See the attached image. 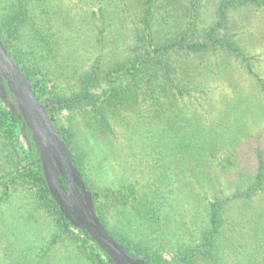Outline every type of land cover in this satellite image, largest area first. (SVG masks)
<instances>
[{
  "label": "rangeland",
  "instance_id": "1",
  "mask_svg": "<svg viewBox=\"0 0 264 264\" xmlns=\"http://www.w3.org/2000/svg\"><path fill=\"white\" fill-rule=\"evenodd\" d=\"M16 1L0 0V21ZM33 1L24 5L26 17L54 20L51 28L47 22L42 24L45 38L38 47L30 35L23 44L24 63L43 88V98H71L83 92V76L91 66L99 65L106 73L125 61L134 46L133 33L141 27L136 15L141 18L143 12L138 6L133 11L124 7L128 0H41L43 6L37 9ZM171 1V5L166 0L155 2L150 21L155 34L190 37L193 33L189 40L205 42L207 31L218 27L217 38H231L243 56L239 60L234 54L207 53L201 68L193 73V84L181 93L174 89L177 125L164 120L167 103L149 107L142 98L137 106L104 110L100 103L83 102L55 112L58 125L75 135L77 154L95 188L123 186L126 191L133 184L140 192H149V183L159 188L156 202L165 220L151 228L133 211L131 198L121 207V214L111 204L105 209V218L111 229L129 241L147 238L156 247L164 244L163 258L170 262L176 258L174 236L178 233L170 235L172 240L168 238L175 233L174 226L199 230L206 219L205 205L214 196H231L257 171L259 158L264 159V7L230 6L220 19L223 0ZM16 44L10 37L9 46ZM105 78L91 90L101 99L110 88ZM143 78L130 81L140 96L145 92ZM128 81L124 76L111 83L118 86ZM19 138L27 148L23 136ZM210 143L215 147H208ZM7 150L0 153V169L9 171L12 164L6 160L10 158ZM202 158H207L205 164ZM225 158L231 159L225 162ZM28 187L18 184L3 195L0 264H93L86 258L89 249H83L80 240L62 234L36 208ZM256 200L253 197L245 210L228 205L221 232L226 247L222 264H264V241L255 249L264 233V200ZM248 216L256 221L257 231L249 225ZM162 221L163 234H159Z\"/></svg>",
  "mask_w": 264,
  "mask_h": 264
},
{
  "label": "trees",
  "instance_id": "2",
  "mask_svg": "<svg viewBox=\"0 0 264 264\" xmlns=\"http://www.w3.org/2000/svg\"><path fill=\"white\" fill-rule=\"evenodd\" d=\"M28 1L17 0L10 5L9 9H6L5 15L0 21V41L8 54L27 76L34 94L43 104L48 105V114L53 118L54 125L60 136L69 147L75 166L80 172L86 188L93 195L96 215L105 229L131 254L138 256L149 264H217V262L222 264L223 256L221 253L226 247L221 232L225 226V218L228 216V205H236L237 208L245 210L250 206L251 202H254L252 201L253 197L257 198V203L263 202L264 159L259 158L257 171L250 177H246V181L241 182L231 196L225 198L214 196V200L205 205L206 219L199 226V230L188 229L185 225H182L184 230L178 225L174 226L175 233L174 231L172 234L169 233L168 238L172 240L173 238L170 235L178 233L177 236H174L176 238L174 240L176 258L170 262L163 258L164 244L156 247L150 244L147 238L141 239L138 242L129 241L116 230L111 229L105 218V209H108L111 204L121 214V207L125 206L129 198H131L133 211L138 214V218L151 228L153 223L158 224L159 221L165 220L164 215L161 214L163 211L159 210L156 202L158 200L156 193L159 191V188L150 183L147 185L151 186L149 192H140L138 189H135L133 184H128L126 191H124L123 186L117 188H95L91 180L88 179L87 172L83 168L77 154L78 144L75 135L70 130H64L62 126L58 125L55 112L60 108H69L83 102L92 105L100 103L104 110H112V108L115 109L118 106L125 107V105L137 106L139 99L142 98L141 102L149 107H153L155 104L162 106L163 103H167L163 111L164 120L166 119V122L172 125H177L176 109L178 105L176 104L177 96L174 89L178 88V93H181L182 90L193 84L195 78L193 73L201 68L203 61L208 57V52H220L225 57L234 54L239 59L243 57H241L239 48L235 46L231 38H217L218 27H212L207 31L205 42L189 40L188 38L192 37L193 33L189 35L190 37L175 34L172 37L164 35L160 37L159 34H155L151 30L150 23L156 7L155 2L158 0H132V2L128 0L125 2V6L123 5L124 7H128L133 11L138 6L143 13L141 14V18L140 15H136V17H139L141 27L133 33L134 46L129 49L126 60L118 62L115 68H109L106 73L101 72L99 65L93 64L90 70L83 76V92L76 96L71 98H60L57 96L43 98L45 95L42 92L43 88L38 85L37 80L32 75L31 69L24 63L23 51L26 46H23V44L25 43L24 39L30 35L29 38H34L33 40H35L38 47L39 42L45 38L42 24L45 26L47 22L51 28L52 21L54 20L51 17L49 20H44L41 17L39 19L38 15L26 17L24 5L28 4ZM166 1L167 5L172 4L171 0ZM33 2H35L34 9L43 6L41 0ZM109 4H112V2ZM243 4L262 8L264 7V0H223L218 9L220 19L224 18L225 12L230 6L238 7ZM191 7L194 9L195 4L193 3ZM116 9L120 11L118 6L114 5V10L116 11ZM10 37L16 39L17 42L13 48L9 46ZM217 68H214L215 74ZM124 76L126 79L128 78V82L132 85L121 82L118 86L114 83L112 85L111 82L113 80ZM138 76H144L143 79L146 83L145 92L143 90L141 93L142 96L136 91V88L133 91L135 83L130 82L134 81ZM104 77H106L107 82H110V88L107 93H104L105 97L101 99L98 94L95 95L91 90H95L101 83V78ZM174 81L176 82L175 85ZM148 101L151 103H148ZM21 135L20 119L17 117L16 108L12 109L6 102L0 99V153L7 148V155L10 158H6V160L12 164V168L9 171L0 169V172H3L0 176V187L2 189L0 207L6 200L3 195L7 196L10 187H15L18 184L29 186V189L26 191L31 193V200L35 203L36 208L42 210L46 216H49L55 227L62 234L70 237L72 240H80L82 248L85 249L87 247L89 249L90 254L86 253V258L91 263L110 264L105 253L90 239L86 232L74 228L65 220L47 189L30 135H28L27 148H24L20 142L19 137ZM208 147H215V143H210ZM189 152L191 155L194 154L193 151ZM202 159L205 164L207 158ZM229 159L231 158H225V162ZM60 180L62 187L67 189L65 181L62 178ZM159 196H161L160 193ZM252 216L257 217L254 212ZM248 219L251 228H255L254 231H257L258 226L256 221L251 216H248ZM158 229L159 234H163V221L160 222ZM171 240H168V244H172ZM263 241L264 233L263 238L258 237L255 249L262 247Z\"/></svg>",
  "mask_w": 264,
  "mask_h": 264
},
{
  "label": "water",
  "instance_id": "3",
  "mask_svg": "<svg viewBox=\"0 0 264 264\" xmlns=\"http://www.w3.org/2000/svg\"><path fill=\"white\" fill-rule=\"evenodd\" d=\"M0 99L12 109L16 108L22 136L27 142L30 135L47 189L65 220L86 232L110 264H149L126 250L100 222L93 195L86 188L69 147L48 114V105L34 94L27 76L1 41ZM60 178L67 189L62 187Z\"/></svg>",
  "mask_w": 264,
  "mask_h": 264
}]
</instances>
